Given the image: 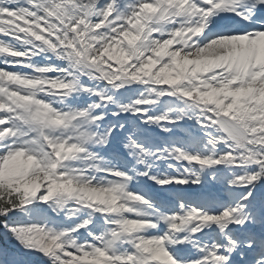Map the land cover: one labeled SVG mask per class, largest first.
Listing matches in <instances>:
<instances>
[{
    "label": "snow or ice",
    "instance_id": "1",
    "mask_svg": "<svg viewBox=\"0 0 264 264\" xmlns=\"http://www.w3.org/2000/svg\"><path fill=\"white\" fill-rule=\"evenodd\" d=\"M0 264H264V0H0Z\"/></svg>",
    "mask_w": 264,
    "mask_h": 264
}]
</instances>
